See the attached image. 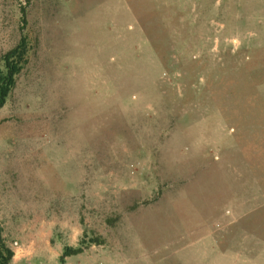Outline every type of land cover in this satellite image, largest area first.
<instances>
[{"label":"rangeland","instance_id":"374dc122","mask_svg":"<svg viewBox=\"0 0 264 264\" xmlns=\"http://www.w3.org/2000/svg\"><path fill=\"white\" fill-rule=\"evenodd\" d=\"M23 35L12 264H264V0H0V65Z\"/></svg>","mask_w":264,"mask_h":264},{"label":"trees","instance_id":"16d2710c","mask_svg":"<svg viewBox=\"0 0 264 264\" xmlns=\"http://www.w3.org/2000/svg\"><path fill=\"white\" fill-rule=\"evenodd\" d=\"M23 17H26L23 9ZM31 43L28 35H23L20 43L2 57L0 65V112L5 108L14 90L18 79L30 62ZM89 243L102 245L104 241L100 237H92L87 242L83 240L78 247L65 246L59 259V264H68V259L84 253L85 246ZM15 252L8 244L4 235V229L0 223V264H12Z\"/></svg>","mask_w":264,"mask_h":264}]
</instances>
